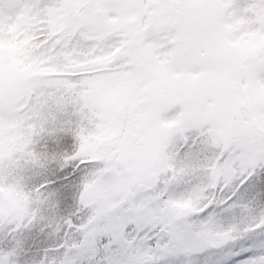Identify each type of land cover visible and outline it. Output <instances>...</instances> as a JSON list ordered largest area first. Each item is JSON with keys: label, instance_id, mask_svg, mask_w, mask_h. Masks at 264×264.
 <instances>
[{"label": "snow or ice", "instance_id": "1", "mask_svg": "<svg viewBox=\"0 0 264 264\" xmlns=\"http://www.w3.org/2000/svg\"><path fill=\"white\" fill-rule=\"evenodd\" d=\"M0 264H264V0H0Z\"/></svg>", "mask_w": 264, "mask_h": 264}]
</instances>
